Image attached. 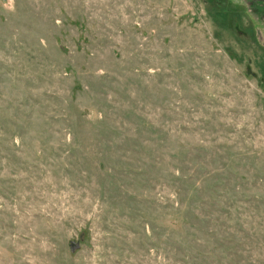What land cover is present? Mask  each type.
<instances>
[{
	"label": "rangeland",
	"instance_id": "374dc122",
	"mask_svg": "<svg viewBox=\"0 0 264 264\" xmlns=\"http://www.w3.org/2000/svg\"><path fill=\"white\" fill-rule=\"evenodd\" d=\"M0 264H264V0H0Z\"/></svg>",
	"mask_w": 264,
	"mask_h": 264
}]
</instances>
